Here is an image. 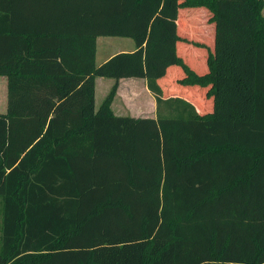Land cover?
<instances>
[{
    "label": "trees",
    "instance_id": "1",
    "mask_svg": "<svg viewBox=\"0 0 264 264\" xmlns=\"http://www.w3.org/2000/svg\"><path fill=\"white\" fill-rule=\"evenodd\" d=\"M0 76V264H264V0H0ZM130 78L157 118L114 114Z\"/></svg>",
    "mask_w": 264,
    "mask_h": 264
},
{
    "label": "rangeland",
    "instance_id": "2",
    "mask_svg": "<svg viewBox=\"0 0 264 264\" xmlns=\"http://www.w3.org/2000/svg\"><path fill=\"white\" fill-rule=\"evenodd\" d=\"M203 29L206 30L204 25L203 28H201L200 30ZM188 42L189 41L185 42L184 44H182V46L184 50H188L189 52L192 49V45H190ZM134 47H135V42L132 39L118 38V37H100L97 40L96 65L101 66L110 56L114 54L122 53L124 51H129ZM202 60L203 58L200 55L196 61L189 59L190 61L189 63L191 66L195 68L197 72H200L199 70L201 69L197 68V63H200V61L202 62ZM177 75H178L177 72L173 73L174 77H176ZM173 80L174 79H171L170 76L168 79L162 82L165 96L172 95L173 97L174 94H178L176 95V97H180L181 94L184 95L185 91L183 89L185 86H181L177 83L174 84ZM114 82L115 80L110 78L96 79V110H99L100 107L104 104L105 100L110 94ZM198 89L193 90L192 92H194L195 95L201 96L202 94L201 92H199L200 90ZM144 92L145 90H141L136 94H134L135 95V99H134L133 97H131V92L126 91L125 88L121 90L119 93L117 91L114 100L111 104V108L113 109V112L117 116H128V117L132 116L138 118L141 116H146L149 118L158 117L157 112L152 111V109H150L151 107L148 108L149 104L147 103ZM7 100H8L7 78L0 76V104H1L0 112H5L7 110ZM146 103L148 104V107H146ZM144 108L149 109L148 111L149 114L143 115L144 113L142 111L138 113L134 112ZM160 113H162L163 115H167L168 111L163 109ZM0 201H1V197H0ZM1 217H2V204H0V222H1Z\"/></svg>",
    "mask_w": 264,
    "mask_h": 264
},
{
    "label": "crops",
    "instance_id": "3",
    "mask_svg": "<svg viewBox=\"0 0 264 264\" xmlns=\"http://www.w3.org/2000/svg\"><path fill=\"white\" fill-rule=\"evenodd\" d=\"M136 47L132 48L131 50L129 51H124L122 53H128V52H133L135 50ZM115 55V54H114ZM114 55L110 56L109 58H107L106 61H108L111 57H113ZM105 61V62H106ZM104 62V63H105ZM115 84V82H114ZM125 88L126 91H129L131 92V97H133L135 99V95L137 92L141 91V90H145L144 92V95H145V98L147 100V103L149 104V107H148V104L146 103V107L152 109V111L154 112H157L158 113V109H157V102H156V99L155 97L152 95V93L149 91L148 87H147V81L145 79H135V78H130V79H121L119 81V88H118V93L123 90ZM134 95V96H133ZM132 98V99H133ZM131 99V98H129ZM1 106V104H0ZM3 106V104H2ZM113 110V109H112ZM142 111L144 114L143 115H147L149 114L148 111L149 109H139V111H134L135 113H138ZM6 112V111H5ZM5 112H0V113H5ZM115 114V113H114ZM116 115V114H115ZM117 116V115H116ZM119 117H128V116H119ZM132 117V116H130ZM133 118H136V119H139V118H149V117H146V116H141V117H133ZM153 118H157V117H153ZM0 204H2V200L0 201ZM2 217H1V222H0V251H1V247H2V244H1V236H2Z\"/></svg>",
    "mask_w": 264,
    "mask_h": 264
}]
</instances>
